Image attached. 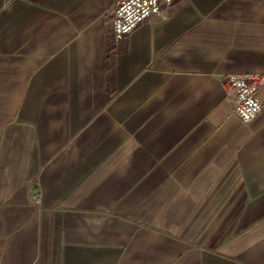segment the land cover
<instances>
[{"label":"crops","instance_id":"1","mask_svg":"<svg viewBox=\"0 0 264 264\" xmlns=\"http://www.w3.org/2000/svg\"><path fill=\"white\" fill-rule=\"evenodd\" d=\"M0 0V264H264V0Z\"/></svg>","mask_w":264,"mask_h":264},{"label":"built area","instance_id":"2","mask_svg":"<svg viewBox=\"0 0 264 264\" xmlns=\"http://www.w3.org/2000/svg\"><path fill=\"white\" fill-rule=\"evenodd\" d=\"M173 0H118L111 22V41L118 43L141 22L165 17ZM264 86V73L228 74L221 79L225 101L244 124L252 122L262 110L257 98Z\"/></svg>","mask_w":264,"mask_h":264}]
</instances>
